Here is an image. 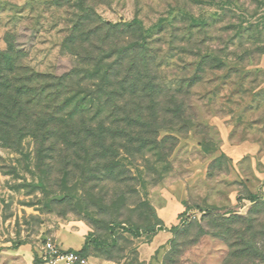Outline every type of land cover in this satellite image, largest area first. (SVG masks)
<instances>
[{"label": "rangeland", "instance_id": "1", "mask_svg": "<svg viewBox=\"0 0 264 264\" xmlns=\"http://www.w3.org/2000/svg\"><path fill=\"white\" fill-rule=\"evenodd\" d=\"M48 240L264 264V0H0V264Z\"/></svg>", "mask_w": 264, "mask_h": 264}, {"label": "built area", "instance_id": "2", "mask_svg": "<svg viewBox=\"0 0 264 264\" xmlns=\"http://www.w3.org/2000/svg\"><path fill=\"white\" fill-rule=\"evenodd\" d=\"M45 264H87V258L77 249L64 248L58 243L48 240L42 246Z\"/></svg>", "mask_w": 264, "mask_h": 264}, {"label": "trees", "instance_id": "3", "mask_svg": "<svg viewBox=\"0 0 264 264\" xmlns=\"http://www.w3.org/2000/svg\"><path fill=\"white\" fill-rule=\"evenodd\" d=\"M130 26H132V25H135L134 23H130L129 24ZM134 46L137 48V49H140L142 52H144V50H145V46H144V44L143 43H141L139 40H137V41H135L134 42ZM7 54H9V53H11V51L10 50H8L7 52H6ZM144 63H146V66H148L149 64H147V62H146V60H144L143 61ZM138 65V64H137ZM136 65V66H137ZM9 68V69H8ZM13 69V64H8V66H7V71H9V72H11V70ZM138 69V68H137ZM139 70V69H138ZM140 71V70H139ZM133 84V86H134V88H136L137 87V83L136 82H133L132 83ZM146 85V84H145ZM145 87V86H144ZM28 90V89H27ZM30 91H29V93L31 92L32 93V96H33V98L35 99V100H37L38 102H43V100H45V101H53V100H55L56 99V96H57V93L55 94V93H52L51 91H50V86H48V85H36V86H34V87H31L30 89H29ZM18 92L20 91L19 89L17 90ZM52 96V100L50 99V97ZM80 252H81V250H79ZM82 254V253H81ZM83 255V254H82Z\"/></svg>", "mask_w": 264, "mask_h": 264}, {"label": "crops", "instance_id": "4", "mask_svg": "<svg viewBox=\"0 0 264 264\" xmlns=\"http://www.w3.org/2000/svg\"><path fill=\"white\" fill-rule=\"evenodd\" d=\"M181 212V209L177 211V213ZM159 216L161 218H163V220L165 221V224L166 225H172V224H175V217L174 218H170L167 216V214L165 212H163V210H161V213H159Z\"/></svg>", "mask_w": 264, "mask_h": 264}]
</instances>
